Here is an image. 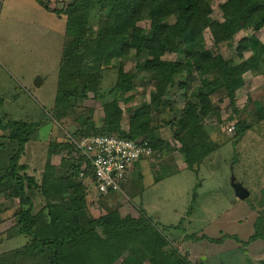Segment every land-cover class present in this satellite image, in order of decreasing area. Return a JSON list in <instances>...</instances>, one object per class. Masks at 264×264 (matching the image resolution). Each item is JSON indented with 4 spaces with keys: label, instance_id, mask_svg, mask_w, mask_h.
I'll return each instance as SVG.
<instances>
[{
    "label": "rangeland",
    "instance_id": "1",
    "mask_svg": "<svg viewBox=\"0 0 264 264\" xmlns=\"http://www.w3.org/2000/svg\"><path fill=\"white\" fill-rule=\"evenodd\" d=\"M48 1L46 9L36 0H0L2 185L7 182L5 177H9L6 171L11 157L19 151L18 141L7 137L12 130L9 123L25 124L26 128L20 129L19 133H27L29 139L17 162L26 169L19 174L34 178L38 189L44 173L50 172V166L54 167L53 176L69 174L61 163L63 159L69 160V150L56 145L69 140L73 132L102 130L103 103L118 100L120 127L128 132L131 115L142 102H150L155 90L154 81L144 71L135 70L136 62L143 65L146 57L136 59L130 54L122 57V68L136 72L131 89L116 98L104 94L102 97L101 93L91 91L83 97L84 84L94 81L87 72L94 68L101 70L98 88L99 92H105L116 82L118 68L83 60L75 62V68L70 71L67 60L63 68V57L69 45L66 12L71 0ZM222 2H210L212 17L218 20H221ZM108 10L109 7L101 8L97 4L91 8L86 25L87 39H94L97 30L108 26ZM109 25L110 32L121 31L123 17L112 14ZM139 25L146 30L149 21L142 20ZM251 35L257 38L256 43L237 54L238 39ZM204 39L206 48L231 59L233 66L264 52V27L258 31L240 30L232 41L216 46L208 30L204 31ZM161 59L188 61L180 54L172 53L164 54ZM183 74L188 87L182 88L180 78L176 76L169 93L162 97V100L170 101L169 107L151 103L153 109L148 130L163 141L162 151L150 159L132 163L127 171L128 184L122 187L123 193L100 198L90 190L87 212L94 218L111 210L122 219L128 215L146 218L164 237L165 248L174 253L175 249L179 250L191 264H264V119L258 118L257 111L264 106V69L254 67L244 73L245 82L237 91L234 105L224 97L222 90L210 93L214 114L205 118L202 125L212 149L199 162L193 159L191 167L182 154L181 138L185 133L174 120L180 116L186 101L203 87L196 74ZM67 75H72L70 86H74L75 91L68 99L58 101L56 108L62 112L56 117L55 102L69 89L65 80ZM61 107L69 109L62 110ZM241 124L247 129L239 136L237 125ZM74 155L75 160L80 157L77 153ZM82 164L83 159L81 167ZM231 171L250 192L244 200L238 199L230 186ZM36 189L28 191L33 213L45 203ZM12 195L10 188L0 192V264H50L42 256L33 257L22 252L29 237L17 233V213L21 204ZM97 231L102 238L111 236L102 228ZM128 255L120 256L117 263L150 264L140 258L141 263L135 262L137 259Z\"/></svg>",
    "mask_w": 264,
    "mask_h": 264
},
{
    "label": "trees",
    "instance_id": "2",
    "mask_svg": "<svg viewBox=\"0 0 264 264\" xmlns=\"http://www.w3.org/2000/svg\"><path fill=\"white\" fill-rule=\"evenodd\" d=\"M36 1L48 8V0ZM210 2L211 0H71L67 6V14L65 13L69 45L67 54L63 57V68L67 60L69 71L75 68V62L82 60L104 66L116 65L118 68L116 82L105 92H99L98 88L102 77L101 70L94 68L92 72H87L88 77H94V81H89L91 85L84 84L83 97L91 91L101 93L102 97L109 95L116 98L131 89L136 72L124 71L122 68V57L130 54L136 59L146 57L143 65L136 62L135 70L144 71L154 81L155 90L151 94L150 102H142L131 115L128 132L120 127L121 109L118 100L111 99L103 103L105 112L102 130H80L70 135L77 137L115 134L120 137L146 139L154 154L159 153L162 151L163 141L148 130L153 109L151 103L157 102L169 107L170 101H164L162 97L169 93L174 78L179 76V85L186 89L188 86L186 80H183V72L190 76L194 73L200 79L203 89H199L192 99L186 101L174 123L185 133L181 141L182 154L187 165L191 167L193 159L199 162L198 160L206 156L212 146L202 122L214 114L210 93L222 90L224 97L234 105L237 91L245 82L244 73L254 67L264 69V52L257 57L252 55L242 60L238 66H233L231 59L224 58L221 53L204 45L205 30L210 32L211 40L216 46L221 42L232 41L240 30L258 31L264 27V0H223L220 4L221 20L212 17L213 8ZM96 4L101 8L109 7L108 26L97 30L94 39H87V19L91 8ZM116 13L123 17V28L112 33L109 24L112 22V14ZM142 20L149 21L146 30L139 25ZM256 40L253 35L242 36L236 42L237 54L249 49ZM166 53L180 54L188 61L162 60ZM65 80L69 89L55 102L56 117L58 112H62L56 108L58 101L68 99L75 91L74 86H70L72 75H67ZM184 91L183 95L186 93ZM257 111L258 118L264 119V106ZM8 126L12 130L7 137L18 141L19 151L11 157L6 171L9 177H5L7 182L2 185L0 179L3 187H0V192L10 188L12 196L18 198L21 204L17 213V233L29 237V243L23 246V253L33 257L42 256L50 264H118V258L126 253L139 263L140 258L150 264H191L179 250L175 249L174 253V250L172 252V249L165 248L164 237L146 218L128 215L122 219L115 210L96 218L89 215L87 197L90 191L79 176L82 157L75 160L74 145L68 139L56 146L69 150V160L61 161L69 174L53 176L54 167L50 166V172L44 173L41 185L36 189L34 178L19 174V171L26 169L25 165L17 162L29 139L27 133H19L20 129L26 128L25 124L11 122ZM237 126V134L240 136L247 127L242 124ZM34 187L38 191L37 195L45 202L37 213L32 211V197L28 193ZM100 228L111 236L102 238L97 231Z\"/></svg>",
    "mask_w": 264,
    "mask_h": 264
},
{
    "label": "built area",
    "instance_id": "3",
    "mask_svg": "<svg viewBox=\"0 0 264 264\" xmlns=\"http://www.w3.org/2000/svg\"><path fill=\"white\" fill-rule=\"evenodd\" d=\"M83 164L79 176L83 185L98 196L123 193L122 182L133 162L157 155L146 139L120 137L115 134H93L73 137Z\"/></svg>",
    "mask_w": 264,
    "mask_h": 264
},
{
    "label": "water",
    "instance_id": "4",
    "mask_svg": "<svg viewBox=\"0 0 264 264\" xmlns=\"http://www.w3.org/2000/svg\"><path fill=\"white\" fill-rule=\"evenodd\" d=\"M229 183L238 199L244 200L249 196L250 194L249 190L243 185L241 181H238L236 179V176L233 174L232 171H231Z\"/></svg>",
    "mask_w": 264,
    "mask_h": 264
},
{
    "label": "crops",
    "instance_id": "5",
    "mask_svg": "<svg viewBox=\"0 0 264 264\" xmlns=\"http://www.w3.org/2000/svg\"><path fill=\"white\" fill-rule=\"evenodd\" d=\"M128 181H129V180L127 179V176H126V178H125L124 181L122 182V187H123V188H125V187L127 186ZM187 237L191 238V236H187Z\"/></svg>",
    "mask_w": 264,
    "mask_h": 264
}]
</instances>
